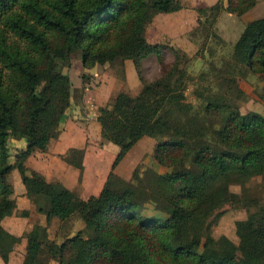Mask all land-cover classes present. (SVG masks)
I'll return each instance as SVG.
<instances>
[{"label":"trees","instance_id":"obj_1","mask_svg":"<svg viewBox=\"0 0 264 264\" xmlns=\"http://www.w3.org/2000/svg\"><path fill=\"white\" fill-rule=\"evenodd\" d=\"M225 3L240 15L255 0ZM180 7L179 0H0V220L11 194L2 176L15 169L45 222L77 214L83 223L82 230L60 244H47L58 264H237V250L249 264H264V205L256 200L255 210L234 222L242 244L219 236L209 251H198L202 232L208 231L206 216L227 201L229 186L243 188L250 178L264 176V117L240 114L216 94L199 93L198 107L185 101L188 75L183 66L189 58L175 52L173 63L163 64V45L144 38V27L155 12ZM222 9L223 0L196 9L197 25L205 31L203 45L208 36L219 38L211 28ZM75 50L85 68L117 57L131 60L141 83L136 95L119 91L96 108L101 139L118 148L111 168L147 136L166 137L154 144L152 155L170 169L161 174L148 169L144 179L134 169L133 182L109 171L97 195L71 204L65 187L27 172L24 160L35 150L43 151L57 134L71 92L64 69ZM151 54L159 60L160 74L144 81L139 63ZM228 59L264 81V16L245 23ZM8 138L25 142L12 164L7 162ZM82 154V149L71 148L62 159L80 170ZM146 201L157 203L166 217L142 215L139 206ZM44 238L45 227L38 224L25 233V259H37ZM16 241L0 231L3 261Z\"/></svg>","mask_w":264,"mask_h":264},{"label":"rangeland","instance_id":"obj_2","mask_svg":"<svg viewBox=\"0 0 264 264\" xmlns=\"http://www.w3.org/2000/svg\"><path fill=\"white\" fill-rule=\"evenodd\" d=\"M223 6H225V10H228L226 3ZM222 11L223 9L218 14V16L220 15V30H218L219 24H217V18L213 28H211L212 31L214 29L215 34L219 38L208 36L203 45L205 31L197 25V16L195 26L186 33V37L194 47L189 45L187 48V46L181 44L185 48L184 50L177 47L179 46L177 44H173V46L167 45V43H159L163 45L160 61L163 64L173 63L175 52H177V55H181V52H183L185 57L189 58L187 64L183 66L188 75L184 82L183 94L185 101L193 107H198L199 105L200 99L197 98L199 93L201 96L216 94L224 99H228L240 114L255 112L264 117L263 78L242 65L230 63L228 59L232 45L245 25V21L242 22L239 16L248 12L250 20L263 17L264 0H255L254 5L240 15L229 11L233 14L232 16L221 13ZM151 20L152 16L145 26H148ZM194 29H196V33L192 34L191 32ZM125 60H127L126 66L130 68V70L127 69L126 71V77L124 70ZM139 64V73L144 81H151L159 76L160 65L155 55L151 54L145 57ZM80 66V51L75 50L71 53L70 65L67 69H64V72L71 80H74L75 76L80 77V84L83 88L86 87L85 84L89 85V81L91 82L90 86L104 85L108 91V95L107 97L105 96L102 105L109 103L111 98L119 91L134 96L141 87L132 61L129 59L117 57L112 62L101 65V67L97 66L99 70L97 71V78L94 75L83 73L78 69ZM200 74H202L201 77L203 78H200ZM221 77L223 78L221 79ZM72 92L76 95L79 89H74ZM165 139L166 137L151 138L147 136L139 138L113 168H111V161L114 160L118 148L116 145L107 142L108 147L104 148L105 153L102 159H100L99 165L102 169H110L112 173L125 182H133L131 180V173L134 169H136L137 176L141 179H144L143 173L148 169L160 174L167 172L170 168L158 165L152 155L154 144ZM102 142L99 141L98 145H101ZM9 199L6 211L7 215L12 214L14 211L12 209L15 207L14 200L12 198ZM254 200L258 204L264 205V176L250 178L244 183L243 188L238 184L230 185L227 201L210 211L206 216L208 231L202 232L198 251H209L219 236L226 237L235 245L242 244L243 242L235 235L234 222L244 219L248 213L255 210ZM33 206L35 205L33 204ZM157 206V203L154 204L146 201L139 206L138 211H141L140 213L144 216H155L158 219L165 218L166 213L158 211ZM21 213L26 214V211H21ZM79 221L81 220L77 214H72L70 219L64 221L56 220L52 223L50 222V224L49 221L46 222L43 226L45 227V238L42 240L41 252L37 259L31 261L25 259L23 256L20 264H58L55 258L48 254L46 250L47 244H60L64 239L82 230L83 223L81 221V224H79ZM13 248L15 249V255H17V252L21 253V242L19 240L16 241L11 249ZM234 260L237 264H249L250 262L248 257L238 250L235 252ZM5 263L6 261L2 260V255L0 254V264Z\"/></svg>","mask_w":264,"mask_h":264},{"label":"crops","instance_id":"obj_3","mask_svg":"<svg viewBox=\"0 0 264 264\" xmlns=\"http://www.w3.org/2000/svg\"><path fill=\"white\" fill-rule=\"evenodd\" d=\"M216 1L179 0L181 7L178 10L169 13L155 12L149 25L144 27L146 42L177 44L179 45L177 47L185 50L181 44L187 48L192 45L186 37V33L196 24V9L210 6ZM221 13L233 16L229 10H225V6ZM248 14L245 12L240 15V20L245 23L250 21ZM219 17L220 15L217 17V24H219ZM218 30H220V24ZM192 47L194 46L192 45ZM126 61L124 62L125 77L127 69L130 70L129 66H126ZM97 66L101 67V65H93L90 68L80 66L78 69L97 78V71H99ZM69 80L71 83L69 102L62 111L63 118L58 124L56 136L49 139L43 151L35 150L27 156L24 166L27 172L33 171L40 174L46 182L60 183L68 190L71 204H77L90 196L97 195L110 171V169H102L99 165L100 159L105 153L104 148L108 147V144L101 139L99 125L96 121V108L103 106L102 103L105 96L107 97L108 91L104 85L90 86V81L89 85L85 84L86 87L83 88L80 84V77L75 76L74 80L70 78ZM74 89H79L76 95H74V91L72 92ZM99 141H103L101 145H98ZM6 145L9 151L7 162L12 164L13 155L17 150L24 148L25 142L23 138H8ZM71 148L83 150L80 170L62 159ZM17 174L15 169H10L2 176L3 183L11 189L9 198L14 200L15 207L13 206L12 214H5L0 220V226L3 231L18 238L22 250L21 253L17 252L15 255V249H11L5 264H20L25 253V233L34 224L44 226L46 223L44 215L38 213L35 206L26 197L19 174L18 177ZM21 211H26V214H22ZM56 220L58 219L55 217L50 218L49 224Z\"/></svg>","mask_w":264,"mask_h":264}]
</instances>
